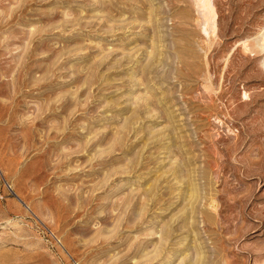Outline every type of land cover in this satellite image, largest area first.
I'll list each match as a JSON object with an SVG mask.
<instances>
[{
	"label": "rangeland",
	"instance_id": "rangeland-1",
	"mask_svg": "<svg viewBox=\"0 0 264 264\" xmlns=\"http://www.w3.org/2000/svg\"><path fill=\"white\" fill-rule=\"evenodd\" d=\"M208 2L0 0V264H264V0Z\"/></svg>",
	"mask_w": 264,
	"mask_h": 264
},
{
	"label": "bare ground",
	"instance_id": "bare-ground-1",
	"mask_svg": "<svg viewBox=\"0 0 264 264\" xmlns=\"http://www.w3.org/2000/svg\"><path fill=\"white\" fill-rule=\"evenodd\" d=\"M199 2H201V5L199 6L198 5V7H204L205 9H208L209 8V2H208V0H199ZM198 3V2H197ZM197 7V6H196ZM201 12V11H200ZM166 233V232H165ZM164 233V234H165ZM162 234V233H161ZM163 235V234H162ZM161 238H159V239H161L162 241L164 240V242H165V239H166V237H167V235H165V237L164 236H160ZM163 238H165V239H163ZM168 239V238H167ZM164 245H165V243H164ZM162 249H163V247H162ZM162 251V250H161ZM160 256V255H159ZM158 256V257H159ZM153 257V256H152ZM157 259V258H156ZM199 260V259H198ZM197 262V261H196ZM193 264H195V263H193Z\"/></svg>",
	"mask_w": 264,
	"mask_h": 264
}]
</instances>
